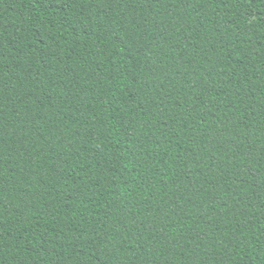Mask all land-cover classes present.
Instances as JSON below:
<instances>
[{
	"label": "trees",
	"instance_id": "trees-1",
	"mask_svg": "<svg viewBox=\"0 0 264 264\" xmlns=\"http://www.w3.org/2000/svg\"><path fill=\"white\" fill-rule=\"evenodd\" d=\"M0 264H264V0H0Z\"/></svg>",
	"mask_w": 264,
	"mask_h": 264
}]
</instances>
